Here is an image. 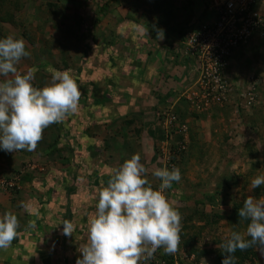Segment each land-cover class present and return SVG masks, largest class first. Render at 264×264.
Here are the masks:
<instances>
[{
  "label": "rangeland",
  "instance_id": "374dc122",
  "mask_svg": "<svg viewBox=\"0 0 264 264\" xmlns=\"http://www.w3.org/2000/svg\"><path fill=\"white\" fill-rule=\"evenodd\" d=\"M133 1L136 0H29L30 9L23 10L26 0H0V39L11 35L27 41L26 51L30 56L21 58L16 67L20 73H26L32 66L37 67L39 71L32 81L37 88L50 82L51 73L46 70L49 66L59 71L70 70L72 76L78 78V83L85 87L89 85L86 93L82 92V88L80 91L85 95V101L92 104L91 92L102 100L101 97L104 99L107 96H104V91L112 93L115 89L114 93H118V86L130 87V82L136 81L130 79L129 71L133 68L130 63H133L136 54L144 56L141 52L146 43L136 36L141 34V29L135 26L150 31V23L155 25L162 15L159 14L162 7L161 0L150 3L138 0L140 7L134 10ZM144 4L157 9L156 13L144 10ZM102 5L106 8L104 11L100 10ZM52 6H55V10H51ZM27 15L30 17L24 19ZM36 19L38 25L33 23ZM129 33L131 35L127 37ZM113 34L116 42L107 45L109 35ZM152 48V45L147 46V51H152ZM129 51L131 55L127 53ZM122 54L126 59L125 64L122 63ZM260 55L257 64L253 63L251 68L249 52L244 54L249 62L247 65L244 64V57L226 60L218 80L212 77L197 78L185 91L188 101L178 104L181 118L185 115L182 123L178 122L185 127L179 136L186 148L175 160L174 166L179 168L181 179L178 183L173 182L172 188L164 193L182 217L180 244L173 253L174 264H219L216 256L223 252L221 245L232 231L241 232L240 226L244 228L249 222L241 220L238 215L243 201L248 196L264 198V185L251 189L252 179L264 175V47ZM155 75L152 71L147 82ZM4 79L0 77V81ZM93 83L97 87L92 89ZM216 83L224 86H217L216 89L225 99L221 102L212 99L206 104L201 100L202 93L206 85ZM161 89L163 92L164 88ZM146 96L143 94L141 99H145L143 106H151L152 102ZM150 117L144 113L145 129H148ZM90 130L93 131V128ZM118 133L122 140L133 144L139 139L132 131ZM156 145L159 148L163 146L160 141H156ZM25 151L28 154L0 149V158H7L0 164V216L4 210L1 208L6 202L15 200L14 193L18 189H11L7 185L9 176H4V166L10 170L21 167L26 171L40 168L53 181L61 182V189L65 188V181L62 183L64 172L58 170L63 165L58 157L43 158V162L38 163L42 150L38 151L36 147L31 151L34 154ZM65 155L67 152L64 151L62 157ZM154 158L156 163H162L157 160L158 155ZM154 170L150 169L149 172L153 173ZM149 179L153 188H158L160 181L153 175ZM12 181L19 185V176L16 175ZM22 189L21 186L20 191ZM233 211L237 215L231 221L229 217ZM20 242L18 239L17 243ZM214 250L218 251L217 254ZM254 250L256 255L240 264H264V256L257 248L254 247ZM161 251L164 250L161 248ZM178 257L180 260H177ZM0 264H13V261L8 263L0 257ZM141 264L152 263L142 260Z\"/></svg>",
  "mask_w": 264,
  "mask_h": 264
},
{
  "label": "clouds",
  "instance_id": "9594fccd",
  "mask_svg": "<svg viewBox=\"0 0 264 264\" xmlns=\"http://www.w3.org/2000/svg\"><path fill=\"white\" fill-rule=\"evenodd\" d=\"M218 1L204 0L196 22L180 31L178 44L174 48L166 46L163 49L174 51L175 62L184 67V73L180 70L176 74L180 77L179 88H169L167 91L176 93L173 102L168 98L167 104L155 105L156 116L161 115L164 118L167 113L173 114V106H176L177 101L183 98L188 101L185 91L197 78L211 77L207 67L197 68L195 58L184 53L186 47L183 41L199 27L210 25L216 20ZM252 10L259 13L261 25L251 34L247 43L233 49L225 61L235 57L237 52L244 49L252 52L254 46L262 44L264 0H256ZM135 27L140 28L142 34L146 35L147 29L139 25ZM157 38H164L163 30L158 32ZM150 52L152 53L148 51L147 55ZM29 56L22 37L9 35L0 39V77L6 78L0 81V149L7 152L34 151L47 127L62 122L67 115L76 113L79 108L81 91L71 71H59L49 66L46 70L51 73L50 82L42 88L34 87L32 81L39 69L32 66L26 73H20L16 67L21 58ZM185 59L188 62L185 63ZM225 61L222 62L220 73ZM216 87L212 84L206 85L201 100L206 104L212 100L217 94ZM163 125L164 140L168 138L171 145H176L181 133H170V124L166 125L164 122ZM140 160L139 154H133L120 167L113 169L106 186L97 189L98 202L96 211L89 220L87 243L79 248L82 258H77L75 264H141L142 260H151L157 249L162 248L166 254H173L178 250L182 217L164 193L166 189L172 188L173 182L180 181V170L177 167L170 170L163 163H159L160 168L152 173L160 181L158 188L154 189L146 178L147 169ZM7 185L11 189L17 188L14 181L7 182ZM262 185L264 175L251 181V189ZM238 215L241 220L249 221L246 231H232L230 237L221 245L225 254L221 264H236L234 253L237 250L245 251L255 247L264 256V198L254 199L248 196ZM61 224L62 234L66 237L72 236L74 225L68 220ZM29 227H34V224L30 222ZM18 228L19 221L15 214L5 212L0 216V249L11 247L18 235Z\"/></svg>",
  "mask_w": 264,
  "mask_h": 264
},
{
  "label": "crops",
  "instance_id": "0c3cea01",
  "mask_svg": "<svg viewBox=\"0 0 264 264\" xmlns=\"http://www.w3.org/2000/svg\"><path fill=\"white\" fill-rule=\"evenodd\" d=\"M28 1L26 0L23 10L30 9ZM143 1L156 2V0ZM182 1L184 0H161L160 5L162 8L159 9V14L162 13V15L159 16L155 25L149 22L151 30L146 35L142 34V31L141 34L136 35L140 41L145 40L146 46L141 52L144 56L136 54L139 56L138 59L135 55L134 63L136 64L130 63L133 68L129 72L135 74L136 77L139 71L138 68L142 66L147 71L145 80L152 71L156 73L151 80L148 82L147 80H140V86L138 87L118 86V93H114L115 89L112 93L104 91L103 93L107 96L104 99L101 97L102 100H99L95 92H91L89 95L92 104H88V100L83 101V105L82 102H79L78 111L72 114L74 117L71 119L70 130L67 129L69 134H72L76 129L74 134L77 137L75 139L80 145V149L76 151L77 158L76 160L71 159V163L68 164H64L58 159L63 165L58 170L64 172L62 183L65 181L63 183L65 188L61 189V182L47 179L46 176L50 175L45 172L42 173L40 168L29 169V171L20 169L22 170L20 175L27 173L28 177L27 179L19 177L18 189L14 193L15 200L6 202L4 207L1 208L4 209L3 214L12 212L19 221L18 235L13 240L11 247L6 250L0 249L2 250L0 251V257L8 263L13 261V264H75L77 258H82L79 248L87 243L89 220L95 213L96 203L98 202L97 189L107 185L113 169L120 167L133 154L140 155V162L147 169L146 176L148 178L152 176V173L149 172L150 169L159 168L160 165L155 162L154 158L155 139L152 136L154 133L151 132L150 134L145 129L146 127H143L145 130L141 131L139 139L133 144L122 140L118 132L132 129V126L129 125L128 127L126 120H134V124L138 123L139 125L142 123L144 126L146 124L144 113L152 117L148 119L149 123L154 121V106L156 104L163 105L158 100L168 94L169 88H179L180 77L176 74L180 70L184 73V67L175 62L174 51H164L163 49L166 46L174 48L178 44L181 37L180 31L196 22L204 0H193L195 2L193 8H185L181 4ZM138 3V0L133 1L132 8L134 10L139 9L140 5ZM143 8L150 12L152 10L155 13L157 10L146 4ZM29 17L27 15L24 19ZM33 23L38 25V20L36 19ZM160 30H163V39L157 38ZM130 35L129 33L127 37ZM257 41L258 39L254 41V44ZM149 45H152L153 48L152 53L150 52L147 55V46ZM263 47L264 45L259 44L253 47L252 52L248 51L252 57L250 68L253 63L257 64ZM246 52L245 49L237 52L234 58L244 57ZM243 61L245 65L249 63L247 58ZM96 83L99 84V82ZM163 83L166 86H163ZM77 84L80 90L82 88L83 93L87 92V86L89 85L85 87L81 83L77 82ZM96 87V84L93 83L92 89ZM162 87L164 88L163 92H161ZM143 94H146V98L148 97L151 100V106H143V103H145V99L141 100ZM137 106L139 107L137 108ZM83 123L88 125V129L85 128L81 132L80 129L75 128L76 125L79 128L86 127ZM91 127L93 131L90 130ZM49 132L58 133L60 131H57L52 124L44 130L43 135L45 136ZM115 133L118 134L115 135ZM66 136L68 138V135ZM43 142L44 137L38 143V148ZM2 157H4V154ZM43 158L42 152L38 163L43 162L45 159ZM4 159L0 158V164L4 163ZM2 169L6 170L4 176L12 174L13 170L8 169L6 166ZM29 176H32L30 182H28ZM21 186L23 189L20 191ZM65 220L74 225L72 236L66 237L62 234L63 224L61 223ZM30 222L34 224V227H29ZM18 239H20V243H17ZM30 242L34 243L30 245L28 244Z\"/></svg>",
  "mask_w": 264,
  "mask_h": 264
},
{
  "label": "built area",
  "instance_id": "2783aa9c",
  "mask_svg": "<svg viewBox=\"0 0 264 264\" xmlns=\"http://www.w3.org/2000/svg\"><path fill=\"white\" fill-rule=\"evenodd\" d=\"M255 2L256 0H219L216 2L218 15L216 20L210 25L206 24L199 27L197 31L188 35L183 41L186 47L184 53L195 58L197 68L207 67L208 74L213 79L218 80L220 78L222 62L233 49L247 43L251 34L261 25L259 13L252 10ZM205 64L207 66H204ZM220 83H216V86L223 88L224 86ZM224 99L218 93L213 97V100L218 102ZM166 117H168L166 121L169 124L175 120L173 114L167 113ZM165 124L167 125V123ZM174 127V134H180L185 129L183 125L180 126L179 124H175ZM162 144L163 146L157 152V160L171 170L175 166V160L185 149V144L178 142L172 146L168 138Z\"/></svg>",
  "mask_w": 264,
  "mask_h": 264
},
{
  "label": "trees",
  "instance_id": "16d2710c",
  "mask_svg": "<svg viewBox=\"0 0 264 264\" xmlns=\"http://www.w3.org/2000/svg\"><path fill=\"white\" fill-rule=\"evenodd\" d=\"M182 5H184L185 8H193L194 5H195V2L193 0H184L182 1L181 3ZM107 7V6H106ZM106 9V8H105ZM104 6L102 5L100 7V10L104 11ZM51 10H55V6H52L51 7ZM95 20V19H94ZM98 21V19L96 20ZM263 33H264V28H263ZM264 35V34H263ZM105 37H103L104 39ZM96 40V36L94 37V41ZM116 37H115V34H113V36L109 35V38H108V41L106 42L107 45H112L116 42ZM262 45H264V40L262 41ZM87 48V47H86ZM128 54H132L130 51L127 52ZM123 60H122V63H126V59L124 57V55L122 54L121 55ZM176 61V59H175ZM135 61L133 60V63ZM184 62H188L187 59L184 60ZM64 64H65V61H64ZM136 64V63H134ZM66 65V64H65ZM142 67V66H141ZM139 67V71L136 75V77L134 76L135 74H130V79H133V80H138V81H131L130 82V87H138L140 86L139 85V81L142 80V81H145V78L147 77V71L144 67ZM76 82H78V78H75ZM34 87H37L36 84H33ZM84 87V86H83ZM175 95L176 93L174 91H169L168 94L164 95L163 98H160V102L163 103V104H167V100L168 98L171 99V103L173 102L174 98H175ZM104 96H105V93H104ZM106 97V96H105ZM106 100V99H105ZM104 100V101H105ZM83 101H85V95H82L81 94V97H80V100L79 102H82V105H83ZM169 101V100H168ZM184 102H187L186 100H183V99H180L179 101H177V106L174 107L173 106V110H174V113H173V116L175 117V120L170 124V127H169V132L170 133H173L174 130H175V127L174 125L179 123L178 121H180L182 123V118L185 116L183 114L182 118L180 115H182V112L180 113V108H179V105L178 104H183ZM154 110L156 111V108H154ZM72 117H74L72 114H69L66 116V118L60 122V123H54V128L57 129V131H60V132H49L48 134H45V136L43 135L44 137V142L42 144H40L39 148H38V145H37V150L38 151H43V157L44 158H54V157H58V159L64 163V164H68V163H71V159L72 160H76L77 156H76V151H78L80 149V145L78 142H76V139L75 137H77V135L74 134V132L72 134H69V131L70 130V123H71V119ZM168 117H162L161 115L158 117L155 115L154 117V121H152L148 126L149 129L148 132H151L154 133L152 134L153 138L155 139V143L156 141H161V140H164L165 139V130L164 128H162L163 123H167V125L169 124L166 120H167ZM126 124H128V127L129 125L132 126L133 128H136V130L134 131L133 129L131 130H127V131H132V133H134V135H136L135 137L139 138L140 137V133L141 131L143 130V124L140 123L138 125V123L134 124V120H126ZM83 125H86V127H81L79 128L82 131H84L85 128H88L87 127V124L83 123ZM157 126V127H156ZM69 128V129H68ZM66 129V130H65ZM68 129V130H67ZM67 133V134H66ZM127 134V133H126ZM68 135V138L67 136ZM124 137H126V135H124ZM178 139L179 142H182V138L181 136H178ZM71 143V144H69ZM172 146H175V144L173 143ZM67 152V155H65L64 157H62V154L63 152ZM153 151H154V157L157 156V152H158V145L155 146L154 144V148H153ZM21 152H24L25 154H28L25 150H20V153ZM23 153V154H24ZM32 152H30L31 154ZM34 154V152L32 153ZM54 156V157H53ZM70 157V158H69ZM47 160V159H46ZM78 161V160H77ZM76 163V162H75ZM23 171H25L24 168H21ZM20 169H16L14 168L13 171H12V174L7 177V181H12L14 180V177L17 175V176H21L20 172L21 170ZM20 171V172H19ZM30 175V174H29ZM22 177H25V179H27L28 177V174L27 173H24ZM30 178L28 179V182L31 181L32 179V176H29ZM47 179L51 180L50 176H46ZM146 178L152 183L151 179H149L147 176ZM236 211H233L232 215L229 217V219L232 221L236 218ZM240 228H242V226H240ZM239 230L241 231L240 233H245L246 231V227L242 228ZM215 254H217L218 251L214 250L213 251ZM255 250L254 248H249L245 251H240V250H237L234 255L236 257V264H240V262H245L246 260H249L251 259L252 257H254L256 254L254 253ZM191 254H195L194 252H190ZM224 253L222 252L221 255H218L216 256L217 257V262L219 264H221V261L223 260L224 258ZM177 260H180V257H178ZM152 264H174L175 262V258L173 256V254H166L164 251H161V248L160 249H157V251L155 252L153 258L150 260ZM239 262V263H238ZM253 264V263H252ZM258 264V263H257Z\"/></svg>",
  "mask_w": 264,
  "mask_h": 264
}]
</instances>
